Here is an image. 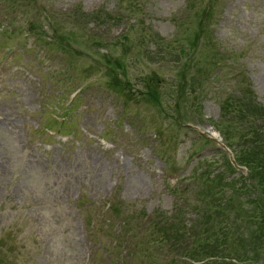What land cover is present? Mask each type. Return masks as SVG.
Segmentation results:
<instances>
[{
  "label": "rangeland",
  "instance_id": "1",
  "mask_svg": "<svg viewBox=\"0 0 264 264\" xmlns=\"http://www.w3.org/2000/svg\"><path fill=\"white\" fill-rule=\"evenodd\" d=\"M258 106L264 0H0V264H264Z\"/></svg>",
  "mask_w": 264,
  "mask_h": 264
},
{
  "label": "trees",
  "instance_id": "2",
  "mask_svg": "<svg viewBox=\"0 0 264 264\" xmlns=\"http://www.w3.org/2000/svg\"><path fill=\"white\" fill-rule=\"evenodd\" d=\"M75 13V12H74ZM256 112L259 114V115H261V116H264V107H256ZM255 112V113H256ZM237 117L238 118H240V119H242L241 118V115H237ZM239 121V120H238ZM240 122V121H239ZM264 128V126L261 128V129H263ZM255 130V129H254ZM259 130H257L256 131V133L257 134H259V132H258ZM226 134H227V132H226ZM240 135H241V133H240ZM262 138H263V135H262ZM264 139V138H263ZM260 167H262V165L260 164ZM198 214H200V213H198ZM198 214H197V216L195 217H193V219H194V221H196V220H198L199 219V216H198ZM166 218H167V216H166ZM165 218V219H166ZM177 217L176 216H174V219H176ZM200 218H203V216H202V214L200 215ZM174 224V223H173ZM173 224H170L168 227H172L171 225H173ZM166 227V226H165ZM168 227H166V228H168ZM187 231V230H186ZM188 232H189V230H188ZM165 234V238L167 239L166 241H168V240H176V241H178V239L180 238V237H183L184 235H185V233H183L182 235H178L177 234V232L176 231H174V230H172V232L170 233V235H168L167 233H164ZM188 234V233H187ZM190 234V233H189ZM168 236H170V237H168ZM170 244H173V242H170V241H168ZM258 248V247H257ZM197 249V248H196ZM221 249H224V248H221ZM259 249V251L261 250L260 248H258ZM214 252H217V253H219V254H222L221 253V250H215ZM185 253H186V255H188L187 257H192L197 263H195V264H203L204 263V261L203 260H206V259H208V258H211L212 260L211 261H209V262H207V263H205V264H222L221 262H223V261H220V262H218V261H216V260H214L215 258V254L213 253V254H210V253H208V251H204V250H202V249H197V250H195V249H192V248H185ZM236 256L237 255H239V253L237 252L236 254H235ZM202 256H206V258L205 257H202ZM253 258V257H252ZM220 260H223L222 258L220 259ZM244 261H246L245 259H244ZM244 261L242 260L241 262H243L244 263ZM199 262H201V263H199ZM244 264H246V263H244Z\"/></svg>",
  "mask_w": 264,
  "mask_h": 264
}]
</instances>
